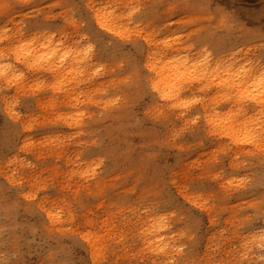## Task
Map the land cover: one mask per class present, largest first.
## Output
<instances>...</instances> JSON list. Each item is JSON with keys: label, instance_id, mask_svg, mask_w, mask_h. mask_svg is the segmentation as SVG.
Wrapping results in <instances>:
<instances>
[{"label": "rangeland", "instance_id": "374dc122", "mask_svg": "<svg viewBox=\"0 0 264 264\" xmlns=\"http://www.w3.org/2000/svg\"><path fill=\"white\" fill-rule=\"evenodd\" d=\"M100 4L113 21L124 14L125 24L135 7L137 29L156 30L148 38L155 51L167 38L179 41L175 50H194L182 55L223 58L252 40L245 45L264 72V0H0L4 53L10 38L48 30L89 53L93 66L62 91L33 73L0 88V264H264V140L239 145L250 153L235 157L227 137H196L201 120L164 128L150 111L144 118L131 105L136 84L126 54L106 60L91 35ZM137 39L145 44L136 34L130 41ZM248 107L263 117L264 132V112ZM28 206L34 215L22 211ZM84 236L96 242L94 259Z\"/></svg>", "mask_w": 264, "mask_h": 264}, {"label": "bare ground", "instance_id": "6f19581e", "mask_svg": "<svg viewBox=\"0 0 264 264\" xmlns=\"http://www.w3.org/2000/svg\"><path fill=\"white\" fill-rule=\"evenodd\" d=\"M104 9L105 5L100 4L92 11L93 22L99 29L91 30V35L104 47L106 60H110L112 53L126 54L132 64L133 71H130V77L135 78L136 84L134 88L132 87L135 96L131 99V105L141 106L144 118L150 111L153 117L163 121L164 128L171 121L184 123L186 126L201 120L203 125L196 129V137L209 136L213 141L220 140L222 136L227 137L234 146L230 151L235 157L242 151L245 155L250 153L240 149L239 145H262L263 117L254 119L247 113L248 106H255L261 113L264 112V72L256 70L253 64L256 59H260V55L248 52L247 46L252 40L248 39L234 46L229 55L223 58H212L207 50L201 51L203 58H199L200 54L190 55L189 53L194 52L190 46L175 50L174 44H178L179 41L170 42L167 38L163 39L155 51L152 50L148 38L156 30L137 29L133 15L135 7H128L125 13L128 18L127 24L121 22V15L124 14L115 15L113 21L114 15L106 14ZM105 31L130 43L125 45L122 42L123 46L120 42L112 41ZM49 33L48 30H36L27 35L18 34L10 38L6 53L0 50V88L18 82L25 73H33L36 77L46 78L47 88L62 91L66 87L69 89L77 78L92 70L89 53L51 37ZM132 34L143 38L145 44L140 39L131 42ZM208 39L215 45L219 40L214 36ZM107 45L111 46V50L107 51ZM183 52L189 53L182 55ZM170 53L175 56L169 55ZM9 57L13 58L8 59ZM136 57L141 59L140 68L136 65ZM140 69L144 73L142 76L139 75ZM185 94L187 97L197 94V97L193 101L185 102ZM128 97L129 95H123L125 104ZM245 102L249 105H245ZM120 107L108 117H117L121 108L124 109L125 106ZM125 111L128 112V107H125ZM126 120L128 116L123 118V122ZM124 125L126 126L123 123L122 127ZM235 157L231 159L233 164L236 163ZM252 192L253 190L249 192L245 190L242 194L247 196ZM39 207L45 209L42 203ZM22 211L29 216L35 214L29 206L23 207ZM44 212L52 224L54 217L47 210ZM139 225L142 227L144 222H140ZM44 227L49 229L46 224ZM84 238L88 246L94 250L93 253L91 251L92 259L96 258V242L89 237ZM55 244L59 245L60 242ZM261 247L263 246L258 245L257 248ZM165 250L166 248H162L161 252L166 256Z\"/></svg>", "mask_w": 264, "mask_h": 264}]
</instances>
